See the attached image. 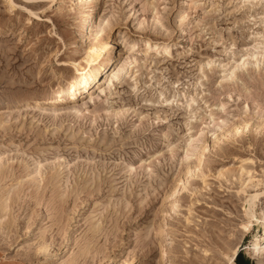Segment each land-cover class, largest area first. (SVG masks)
<instances>
[{
	"label": "rangeland",
	"instance_id": "1",
	"mask_svg": "<svg viewBox=\"0 0 264 264\" xmlns=\"http://www.w3.org/2000/svg\"><path fill=\"white\" fill-rule=\"evenodd\" d=\"M79 1L0 0V264H264V0ZM103 42L112 96L14 106Z\"/></svg>",
	"mask_w": 264,
	"mask_h": 264
},
{
	"label": "bare ground",
	"instance_id": "2",
	"mask_svg": "<svg viewBox=\"0 0 264 264\" xmlns=\"http://www.w3.org/2000/svg\"><path fill=\"white\" fill-rule=\"evenodd\" d=\"M110 2L111 0H80L78 4L85 5V3H88L89 5H91V13L89 14V18L94 19V16L96 15L97 11L98 10H101V12L106 11ZM98 19H99V15L97 18H95V22L90 27L93 31H95L98 28V27L96 28V21ZM150 45L151 43L149 42L145 43V46L147 47ZM161 46L163 47V44L155 45V47L158 49H160ZM105 50H106V44L104 42L91 44L90 46L87 47L85 51L86 53L85 59L90 64L89 67L81 69L75 76L70 77V79L65 84L57 87L51 96L49 97L42 96L37 99L28 98L23 101L14 102L13 103L14 106L18 108H30L31 106H36V107L44 106L49 103L51 104L56 103L58 100L60 101L63 100L65 95H68L73 99L74 98L77 99L79 97L82 98L83 100H87L89 103L94 104L96 99H98L99 97L104 96L105 98H107L108 96H112L114 93H116L118 88H121L122 82L125 80L126 77H128L127 75L133 72V65L136 59L132 57H126V59L123 60L119 65H114V63L112 62L111 54L109 52H105ZM147 53H148L147 50H145V52H141L140 54H142V56L144 57H147L148 56ZM261 56L264 58V52L261 53ZM68 66H74V63L72 61H69ZM96 83L98 84L96 85ZM80 90L83 91L80 92ZM101 111L106 113V109H102ZM99 112L100 111H95L92 116H95L96 114L98 115ZM114 113L118 115V113L116 112ZM257 197L258 194H256L253 197V199L256 200ZM254 213L251 211V216L254 217L255 221L258 223V218H256ZM260 241H264V238H259L255 240L256 243H254L253 245L254 254L259 253L260 251H264V247L260 248V244H259Z\"/></svg>",
	"mask_w": 264,
	"mask_h": 264
},
{
	"label": "snow or ice",
	"instance_id": "3",
	"mask_svg": "<svg viewBox=\"0 0 264 264\" xmlns=\"http://www.w3.org/2000/svg\"><path fill=\"white\" fill-rule=\"evenodd\" d=\"M9 3H10V6L12 8H15L16 7L15 4L11 3V0H9ZM29 15H31V13H29ZM157 22H159V21H157ZM252 59H256V57H252ZM240 64L243 67H247V65L244 64V61L243 60L240 62ZM257 67H259V65H257ZM233 71L235 72V70H233ZM230 79H234V76L233 77H230ZM238 132H239V130H238ZM261 215H264V213H261ZM253 219H254V217H253ZM242 227H244V230L247 231V226L242 225ZM205 255H208V253H205ZM222 264H232V253L231 252H229V254L227 256H224Z\"/></svg>",
	"mask_w": 264,
	"mask_h": 264
},
{
	"label": "trees",
	"instance_id": "4",
	"mask_svg": "<svg viewBox=\"0 0 264 264\" xmlns=\"http://www.w3.org/2000/svg\"><path fill=\"white\" fill-rule=\"evenodd\" d=\"M240 260H241V258H240V256H238V257L236 258V264H241V263H240Z\"/></svg>",
	"mask_w": 264,
	"mask_h": 264
}]
</instances>
